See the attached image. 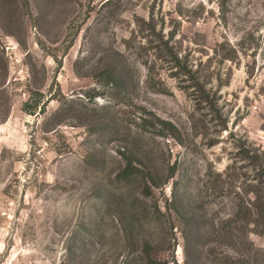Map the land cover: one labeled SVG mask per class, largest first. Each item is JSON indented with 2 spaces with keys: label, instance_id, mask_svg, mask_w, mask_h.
Instances as JSON below:
<instances>
[{
  "label": "rangeland",
  "instance_id": "1",
  "mask_svg": "<svg viewBox=\"0 0 264 264\" xmlns=\"http://www.w3.org/2000/svg\"><path fill=\"white\" fill-rule=\"evenodd\" d=\"M244 150L264 0H0V264H264Z\"/></svg>",
  "mask_w": 264,
  "mask_h": 264
},
{
  "label": "trees",
  "instance_id": "2",
  "mask_svg": "<svg viewBox=\"0 0 264 264\" xmlns=\"http://www.w3.org/2000/svg\"><path fill=\"white\" fill-rule=\"evenodd\" d=\"M233 134V133H231ZM246 153H248V157L251 158V161L254 165V167L256 168V170L258 169V171L260 172V170L264 169V162H263V157H262V154H259V153H256V154H252L249 156V150H244ZM243 151V152H244ZM242 152V153H243ZM260 174V173H259ZM262 184V182L260 183ZM259 198H257V200H255V202L253 203V209H256V215H255V218H254V223L255 225H258V226H262L263 227V230H261L260 234H264V200L258 196ZM201 235H217L219 239H224V238H227V239H234V233L232 231H225V230H214V232H202ZM227 256V255H226ZM223 257V260L225 258H228V257ZM216 259H219V257L217 256Z\"/></svg>",
  "mask_w": 264,
  "mask_h": 264
}]
</instances>
